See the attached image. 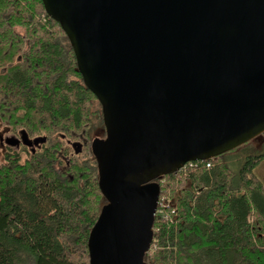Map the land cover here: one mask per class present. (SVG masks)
Returning a JSON list of instances; mask_svg holds the SVG:
<instances>
[{
    "label": "water",
    "instance_id": "1",
    "mask_svg": "<svg viewBox=\"0 0 264 264\" xmlns=\"http://www.w3.org/2000/svg\"><path fill=\"white\" fill-rule=\"evenodd\" d=\"M41 2L68 38L106 133L92 146L106 204L89 263L145 264L154 181L264 133V0Z\"/></svg>",
    "mask_w": 264,
    "mask_h": 264
},
{
    "label": "trees",
    "instance_id": "2",
    "mask_svg": "<svg viewBox=\"0 0 264 264\" xmlns=\"http://www.w3.org/2000/svg\"><path fill=\"white\" fill-rule=\"evenodd\" d=\"M0 264H90L102 207L96 140L101 106L71 45L41 0H0ZM44 139L28 147L21 142ZM261 151L237 156L252 142ZM79 144L81 152L74 153ZM264 133L246 145L157 178L145 264H264Z\"/></svg>",
    "mask_w": 264,
    "mask_h": 264
},
{
    "label": "rangeland",
    "instance_id": "3",
    "mask_svg": "<svg viewBox=\"0 0 264 264\" xmlns=\"http://www.w3.org/2000/svg\"><path fill=\"white\" fill-rule=\"evenodd\" d=\"M261 144L262 141L252 142L245 148V150H242L239 153H237V156L241 157L250 153H256L258 151H261ZM255 174L264 184V162L261 163V165L255 169Z\"/></svg>",
    "mask_w": 264,
    "mask_h": 264
},
{
    "label": "flooded vegetation",
    "instance_id": "4",
    "mask_svg": "<svg viewBox=\"0 0 264 264\" xmlns=\"http://www.w3.org/2000/svg\"><path fill=\"white\" fill-rule=\"evenodd\" d=\"M2 141H4V143L7 144L8 146L10 145V146H12V147H16V148L19 147V144L17 143L18 140H14L13 138H10V137H4V136H3V140H2ZM19 142H20V141H19ZM27 146H28V145H27ZM32 146H37V145H31V146H28V147H32ZM72 148H73L74 150H78L77 146H76V147L72 146Z\"/></svg>",
    "mask_w": 264,
    "mask_h": 264
},
{
    "label": "built area",
    "instance_id": "5",
    "mask_svg": "<svg viewBox=\"0 0 264 264\" xmlns=\"http://www.w3.org/2000/svg\"><path fill=\"white\" fill-rule=\"evenodd\" d=\"M187 165V167H192L193 166V162H191V163H188V164H186ZM185 167V166H184Z\"/></svg>",
    "mask_w": 264,
    "mask_h": 264
}]
</instances>
